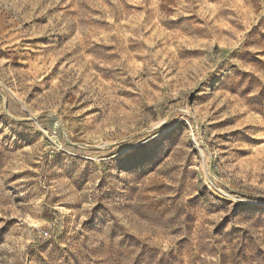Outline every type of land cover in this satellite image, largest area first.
<instances>
[{
    "label": "rangeland",
    "instance_id": "rangeland-1",
    "mask_svg": "<svg viewBox=\"0 0 264 264\" xmlns=\"http://www.w3.org/2000/svg\"><path fill=\"white\" fill-rule=\"evenodd\" d=\"M0 264H264V0H0Z\"/></svg>",
    "mask_w": 264,
    "mask_h": 264
}]
</instances>
